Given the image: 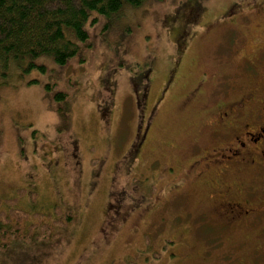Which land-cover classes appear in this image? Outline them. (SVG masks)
<instances>
[{
    "label": "rangeland",
    "instance_id": "1",
    "mask_svg": "<svg viewBox=\"0 0 264 264\" xmlns=\"http://www.w3.org/2000/svg\"><path fill=\"white\" fill-rule=\"evenodd\" d=\"M86 29L66 66L42 57L0 75V199L24 190L25 211L75 215L55 239L13 242L0 264H246L250 232L213 228L209 240L187 227L214 198L193 169L214 103L192 93L205 74L207 92L223 73L245 81L236 73L264 38V0L149 2L92 14Z\"/></svg>",
    "mask_w": 264,
    "mask_h": 264
},
{
    "label": "flooded vegetation",
    "instance_id": "2",
    "mask_svg": "<svg viewBox=\"0 0 264 264\" xmlns=\"http://www.w3.org/2000/svg\"><path fill=\"white\" fill-rule=\"evenodd\" d=\"M260 6L262 2L249 9L245 21L250 22ZM236 74L245 81L231 87L228 74L223 73L213 80L209 92L205 74L201 87L192 93V99L206 95L214 103L202 133L208 146L193 162L195 176L214 184V198L207 211L187 218V227L206 226L211 230L206 233L212 236H207L209 240L213 230L221 227L250 232L253 249L246 264H264V38L251 43L250 55ZM151 127L152 121L139 131L140 143L147 141Z\"/></svg>",
    "mask_w": 264,
    "mask_h": 264
},
{
    "label": "trees",
    "instance_id": "3",
    "mask_svg": "<svg viewBox=\"0 0 264 264\" xmlns=\"http://www.w3.org/2000/svg\"><path fill=\"white\" fill-rule=\"evenodd\" d=\"M164 1L0 0V75L5 76L24 60L30 61V67H36L34 61L42 57H52L57 66L64 67L80 54V44L89 40L86 25L92 14L111 16L125 7L138 8ZM54 97L67 104L66 94L55 93ZM65 108H59V114L67 121L69 112ZM22 195L24 190L18 197L0 199V253L6 252L13 242L28 244L34 239L40 242L55 239L59 236L56 229H66L74 223L72 210L55 207L53 212L30 213L19 208ZM3 205L9 211L3 210Z\"/></svg>",
    "mask_w": 264,
    "mask_h": 264
}]
</instances>
